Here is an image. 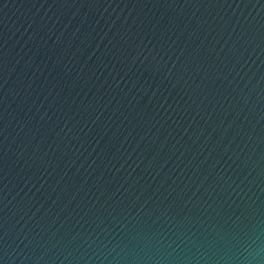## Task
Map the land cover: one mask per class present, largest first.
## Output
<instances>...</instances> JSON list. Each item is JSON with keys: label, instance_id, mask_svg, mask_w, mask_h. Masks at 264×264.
<instances>
[{"label": "water", "instance_id": "water-1", "mask_svg": "<svg viewBox=\"0 0 264 264\" xmlns=\"http://www.w3.org/2000/svg\"><path fill=\"white\" fill-rule=\"evenodd\" d=\"M264 258V0H0V264Z\"/></svg>", "mask_w": 264, "mask_h": 264}, {"label": "clouds", "instance_id": "clouds-1", "mask_svg": "<svg viewBox=\"0 0 264 264\" xmlns=\"http://www.w3.org/2000/svg\"><path fill=\"white\" fill-rule=\"evenodd\" d=\"M245 258L253 261L254 264H264V258H262L261 251L258 247L246 250Z\"/></svg>", "mask_w": 264, "mask_h": 264}]
</instances>
